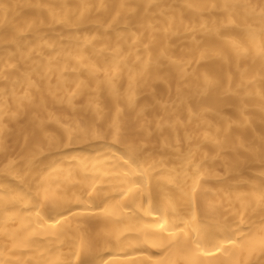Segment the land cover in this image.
Here are the masks:
<instances>
[{
  "label": "bare ground",
  "instance_id": "obj_1",
  "mask_svg": "<svg viewBox=\"0 0 264 264\" xmlns=\"http://www.w3.org/2000/svg\"><path fill=\"white\" fill-rule=\"evenodd\" d=\"M0 264H264V0H0Z\"/></svg>",
  "mask_w": 264,
  "mask_h": 264
}]
</instances>
